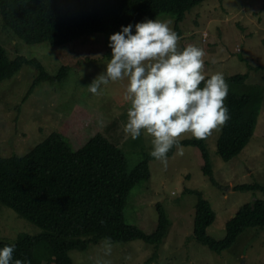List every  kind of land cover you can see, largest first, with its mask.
<instances>
[{
  "label": "rangeland",
  "instance_id": "rangeland-1",
  "mask_svg": "<svg viewBox=\"0 0 264 264\" xmlns=\"http://www.w3.org/2000/svg\"><path fill=\"white\" fill-rule=\"evenodd\" d=\"M170 20L180 37L178 47L195 45L204 49L207 75L222 72L229 92L237 95L252 86L262 88L264 95V70L253 71L264 67V0H205L185 13L177 30ZM115 32L52 48L46 42L24 43L2 27L0 17V46L10 60L36 59L50 76L57 75L62 67L69 69L62 80L39 82L30 93L38 76L33 66H23L13 77L0 82V157L24 156L55 131L63 134L73 150L95 134H102L123 150L129 169L141 162L145 154L149 156V179L130 191L124 208L125 223L145 234L152 233L157 225V204L170 222L159 245H147L141 240L114 243L112 264H264V228L244 230L220 254L199 244L193 236L197 198L190 193H201L214 212L215 220L206 234L215 240L223 239L225 224L242 205L263 198L260 190L236 188L243 184L264 187V96L254 133L236 158L224 162L217 154L222 127L206 138L216 185L203 175V160L193 146H182L183 155H177L174 146L171 155L168 153V167L162 170L160 162L150 156L152 137L142 131L139 138L132 140L123 131L129 107L124 99L127 81L110 82L98 95L83 88L104 72L111 52L108 37ZM237 75L247 76L243 86L231 84L230 78ZM194 138L185 133L178 139ZM40 233L39 227L0 204L2 242L13 244L22 234ZM100 242L89 244L84 251H70L72 264H96ZM42 254L43 249L38 247L36 259Z\"/></svg>",
  "mask_w": 264,
  "mask_h": 264
},
{
  "label": "trees",
  "instance_id": "trees-1",
  "mask_svg": "<svg viewBox=\"0 0 264 264\" xmlns=\"http://www.w3.org/2000/svg\"><path fill=\"white\" fill-rule=\"evenodd\" d=\"M205 0H0L2 27L26 44L48 43L52 48L67 47L93 36L119 31L121 26L144 19L169 17L177 30L185 13ZM23 66L38 71L29 91L42 81H60L66 75L62 67L55 76L48 75L36 59L16 57L10 60L0 46V82L13 77ZM264 67L253 71H263ZM246 75L230 78L231 84L244 85ZM263 89L252 86L241 95L229 92L225 104L230 119L222 126L217 140V154L228 162L236 158L250 141L260 114ZM205 139L179 141L196 147L203 160L202 173L216 185ZM173 152L170 150L169 155ZM149 156L129 169L125 154L102 134H95L79 149L73 150L59 131L52 132L24 156L0 157V204L42 230L36 236L20 235L15 243L14 259L30 264H72L68 253L84 251L104 237L114 243L141 240L159 245L170 222L160 204L156 205L157 225L150 234L126 224L124 208L130 191L149 179ZM238 191L260 190L261 200L242 205L225 224V235L215 240L206 229L215 214L201 193L193 218L195 240L220 254L230 248L248 228H264V187L243 184ZM102 221V223H101ZM11 245L0 240V247ZM43 249L36 259L35 250Z\"/></svg>",
  "mask_w": 264,
  "mask_h": 264
},
{
  "label": "clouds",
  "instance_id": "clouds-1",
  "mask_svg": "<svg viewBox=\"0 0 264 264\" xmlns=\"http://www.w3.org/2000/svg\"><path fill=\"white\" fill-rule=\"evenodd\" d=\"M172 21L144 19L121 26L108 37L111 50L105 70L86 88L98 95L110 82L127 81L124 99L129 103L124 133L132 140L143 132L152 137L150 156L168 167V153L175 146L183 155L179 142L182 134L207 138L229 119L225 98L229 85L222 72L207 75L205 51L188 45L178 47L180 37ZM102 223V221H101ZM114 241L104 237L96 264H112ZM15 245L0 247V264H30L14 259Z\"/></svg>",
  "mask_w": 264,
  "mask_h": 264
}]
</instances>
